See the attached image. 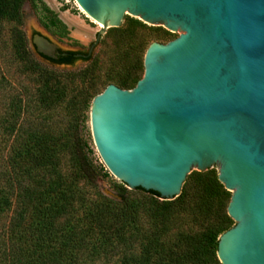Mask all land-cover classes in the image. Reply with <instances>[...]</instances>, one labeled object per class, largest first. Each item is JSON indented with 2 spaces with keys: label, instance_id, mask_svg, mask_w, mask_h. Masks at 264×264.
I'll return each instance as SVG.
<instances>
[{
  "label": "water",
  "instance_id": "obj_1",
  "mask_svg": "<svg viewBox=\"0 0 264 264\" xmlns=\"http://www.w3.org/2000/svg\"><path fill=\"white\" fill-rule=\"evenodd\" d=\"M73 1L103 25L82 58L127 14L180 32L146 48L134 88L111 83L91 99V143L106 167L162 200L215 167L235 224L219 237L220 262L264 264V0ZM33 41L42 55L60 49Z\"/></svg>",
  "mask_w": 264,
  "mask_h": 264
},
{
  "label": "trees",
  "instance_id": "obj_2",
  "mask_svg": "<svg viewBox=\"0 0 264 264\" xmlns=\"http://www.w3.org/2000/svg\"><path fill=\"white\" fill-rule=\"evenodd\" d=\"M26 1L0 0V19L22 23ZM18 52L26 54L24 37L19 38ZM65 60L74 62L58 61ZM139 80L132 75L118 84L130 89ZM65 95L66 88L47 74L40 88L42 106L52 107ZM83 100L89 102L85 95ZM71 145L75 169L66 176L59 145L48 133L17 128L11 175L6 185L0 183V216L16 206L3 241L5 264H93L110 255L118 256L117 264H222L217 256L219 237L234 221L227 212L231 192L215 167L191 172L173 200H162L158 192L142 187L129 190L125 183L121 198H113L98 190L96 178L102 167L89 158L86 144L74 136ZM192 185L198 189L199 213L217 223L209 224L190 244L188 233L174 231V222ZM135 192L146 196L136 197Z\"/></svg>",
  "mask_w": 264,
  "mask_h": 264
},
{
  "label": "rangeland",
  "instance_id": "obj_3",
  "mask_svg": "<svg viewBox=\"0 0 264 264\" xmlns=\"http://www.w3.org/2000/svg\"><path fill=\"white\" fill-rule=\"evenodd\" d=\"M22 13V23L0 19V183L6 185L11 175L12 145L20 127L22 131L46 132L58 143L60 167L66 176H72L75 169L71 145L75 136L86 144L85 151L94 164L102 167L96 178L98 190L107 196L121 198L119 191L123 185L91 143V99L111 83L119 86L120 81L132 75L141 78L144 75L141 60L146 48L154 41L167 43L180 32L127 14L120 26L110 27L102 33L90 60H78L72 67L55 66L36 50L31 38L33 33L48 37L60 49L87 51L96 40L101 25L92 21L73 0H28ZM54 20H57L56 24L52 22ZM20 37L25 38L26 54L23 55L18 52ZM47 74L55 76L66 88L65 97L49 108L40 103V88ZM84 95L88 103L83 100ZM86 189L93 194V189ZM134 196L142 198L146 195L135 192ZM188 197L182 212L176 215L174 231L180 229L188 233L191 244L217 220L199 213L195 185L191 186ZM15 208L13 205L0 216V264H5L3 241L8 238V226ZM117 258V255H110L93 264H117Z\"/></svg>",
  "mask_w": 264,
  "mask_h": 264
},
{
  "label": "flooded vegetation",
  "instance_id": "obj_4",
  "mask_svg": "<svg viewBox=\"0 0 264 264\" xmlns=\"http://www.w3.org/2000/svg\"><path fill=\"white\" fill-rule=\"evenodd\" d=\"M35 35L36 34L33 33L32 37H31L32 38V41H33ZM33 44H34V46H35V48L37 50L36 44L34 42H33ZM87 53H88V50L86 51V50H83V49H77V50L57 49V50H55L53 52V54L55 55V57H50V56L42 55L41 53H39V54L42 56V58H44L48 63H50L52 65H55V66H66V67H69L70 66V67H72V66H75V64H76V62L78 60H83V61L87 60V58H82L80 56V55H86ZM62 58H65V59L74 58V62H70V61H66V60L59 62L58 60H60Z\"/></svg>",
  "mask_w": 264,
  "mask_h": 264
},
{
  "label": "bare ground",
  "instance_id": "obj_5",
  "mask_svg": "<svg viewBox=\"0 0 264 264\" xmlns=\"http://www.w3.org/2000/svg\"><path fill=\"white\" fill-rule=\"evenodd\" d=\"M98 24H100V23H98ZM101 26H103L102 24H100Z\"/></svg>",
  "mask_w": 264,
  "mask_h": 264
}]
</instances>
